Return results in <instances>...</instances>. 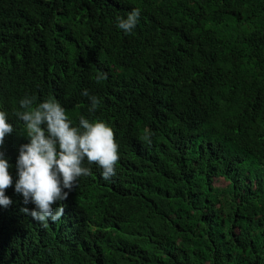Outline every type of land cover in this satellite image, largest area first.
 Masks as SVG:
<instances>
[{
  "label": "trees",
  "instance_id": "trees-1",
  "mask_svg": "<svg viewBox=\"0 0 264 264\" xmlns=\"http://www.w3.org/2000/svg\"><path fill=\"white\" fill-rule=\"evenodd\" d=\"M26 96L105 123L120 157L108 180L85 159L47 227L15 192ZM0 111V264H264V0H0Z\"/></svg>",
  "mask_w": 264,
  "mask_h": 264
},
{
  "label": "clouds",
  "instance_id": "clouds-1",
  "mask_svg": "<svg viewBox=\"0 0 264 264\" xmlns=\"http://www.w3.org/2000/svg\"><path fill=\"white\" fill-rule=\"evenodd\" d=\"M140 14L141 9L134 8L126 19L118 17V28L125 34H131ZM107 78L106 73H98L96 77L97 81ZM82 95L91 101L90 111L98 107V98L91 96L87 89ZM33 103L34 98L26 96L19 102L22 111L14 113L23 122L30 140L19 150L15 192L23 196L25 204L35 205L32 210L25 207L21 211L47 227L49 221L59 222L65 215L64 206L54 207L57 202L68 199L79 177L91 174L89 168L82 167L85 159L89 164L98 165L103 178L108 180L115 175V166L120 157L114 131L105 123H90L81 116V131L70 125L66 110L58 101L46 100L36 107H33ZM13 131L7 113L0 111V147L5 144V137ZM9 168L5 154L0 151V205L5 208L12 203L5 195V191L13 185Z\"/></svg>",
  "mask_w": 264,
  "mask_h": 264
},
{
  "label": "rangeland",
  "instance_id": "rangeland-1",
  "mask_svg": "<svg viewBox=\"0 0 264 264\" xmlns=\"http://www.w3.org/2000/svg\"><path fill=\"white\" fill-rule=\"evenodd\" d=\"M215 184H216L217 186H220V185L223 186V185H225L226 183H225L224 181H222V180H216V181H215ZM221 186H220V187H221Z\"/></svg>",
  "mask_w": 264,
  "mask_h": 264
}]
</instances>
